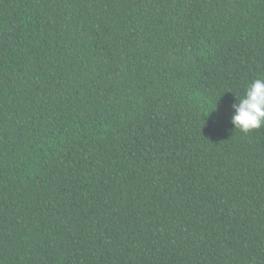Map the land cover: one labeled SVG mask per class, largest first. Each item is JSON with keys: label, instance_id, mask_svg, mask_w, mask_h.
<instances>
[{"label": "trees", "instance_id": "obj_1", "mask_svg": "<svg viewBox=\"0 0 264 264\" xmlns=\"http://www.w3.org/2000/svg\"><path fill=\"white\" fill-rule=\"evenodd\" d=\"M264 0H0V264H264Z\"/></svg>", "mask_w": 264, "mask_h": 264}, {"label": "clouds", "instance_id": "obj_2", "mask_svg": "<svg viewBox=\"0 0 264 264\" xmlns=\"http://www.w3.org/2000/svg\"><path fill=\"white\" fill-rule=\"evenodd\" d=\"M231 123L241 132L248 133L264 126V79L252 81L242 99L232 104Z\"/></svg>", "mask_w": 264, "mask_h": 264}]
</instances>
